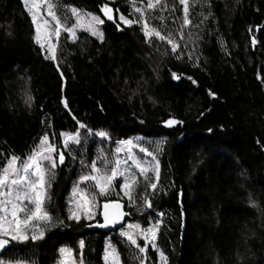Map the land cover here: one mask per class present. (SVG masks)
I'll list each match as a JSON object with an SVG mask.
<instances>
[{"label": "trees", "instance_id": "1", "mask_svg": "<svg viewBox=\"0 0 264 264\" xmlns=\"http://www.w3.org/2000/svg\"><path fill=\"white\" fill-rule=\"evenodd\" d=\"M60 2L99 16L105 2L117 16L131 12L129 0ZM163 2L169 9L175 3V12L158 11L149 16L150 24L173 34L181 45L177 54L166 41L153 37L146 42L139 25H122L120 31L106 22L103 43L88 33L78 34L73 43L62 33V79L56 62L44 59L34 42L35 27L23 0H0V154L25 157L46 132L63 150L60 133L74 132L76 120L110 133L108 140L92 137L83 147L71 145V154L65 152V164L49 190V207H58L53 215L64 225L49 230L43 240L11 242L0 258L4 263L54 264L65 246L74 250L79 264L83 239L84 264H105L107 241L118 249L121 264H139L141 254L119 231L88 230L101 223L100 215L76 223L66 219L64 205L88 171L81 158L90 163L101 148L114 154L119 142L132 140L160 161L157 189L146 188L141 177L135 192L138 205L147 192L153 208L130 207L116 184L108 197L98 198L100 211L106 200L119 199L132 222L143 227L163 212L156 245L167 264H264V0H211L212 15L203 23L207 0H189L192 25L182 29L183 40V6L178 0ZM172 72L181 78L173 79ZM170 117L184 124L165 127ZM164 138L160 152L157 144ZM149 176L155 180L154 173ZM81 187L94 190L90 182ZM159 251L149 245L145 264H162Z\"/></svg>", "mask_w": 264, "mask_h": 264}, {"label": "snow or ice", "instance_id": "2", "mask_svg": "<svg viewBox=\"0 0 264 264\" xmlns=\"http://www.w3.org/2000/svg\"><path fill=\"white\" fill-rule=\"evenodd\" d=\"M112 2L115 3V0ZM178 3L183 6L180 31V39L183 40L182 29L192 25L190 3L189 0H178ZM23 4L35 27L34 42L39 45L41 50H46L44 59L56 62L57 71L60 72L62 79L64 73L60 71L58 62V54H62L59 52L62 33H67L68 39L73 43L78 40V32L88 33L101 43L104 42L105 34L101 26L105 25L106 21L99 15L82 11L71 5L61 4L60 0H23ZM129 6L131 8L129 16L132 18L121 13L118 22L113 15V8L109 6L108 2L103 3L99 11L103 13L108 22L115 25L117 30L122 31V25L129 28L133 25H139L146 42L151 43L152 38L155 37L160 41H166L171 46L173 54L178 53L181 45L175 40L173 34L171 32L167 35L162 34L157 27L151 26L149 20V16H153L158 11L170 10L175 12V3L169 9V5L166 2L162 3V0H140L139 4L137 0H129ZM207 6L208 15L201 12V16H203L201 23L212 15L211 0H207ZM61 8H63V15L59 14ZM116 12H120V9L117 8ZM160 19L162 20L163 17L161 16ZM199 26V24L196 25V27ZM256 44L257 40L253 38L252 45L255 46ZM164 54L167 55V52ZM176 58L181 59V55H177ZM188 58L192 59L191 54ZM171 75L175 80L181 78L176 72H172ZM187 78L193 84L197 83L191 76ZM209 95L215 97L216 94L209 91ZM32 99V96L29 95L26 103L30 105ZM62 103L65 109L69 108L67 100L62 101ZM73 119L76 120V117L73 116ZM76 123L78 127L74 132L60 133L63 150L50 141L49 134L46 132L39 138L38 145L31 149L25 157L15 154H0V251L6 250L13 241L25 242L30 239L35 242L43 240L49 229L64 225V220L54 216L53 210L49 208L51 201L49 190L56 179V170L65 164V152L71 154V145L83 147L92 137L99 138L101 142L110 139V133L107 131H93L91 127L79 120H76ZM163 123L165 127L173 128L177 125L182 126L184 121L170 117ZM81 130L84 132L82 133ZM211 131L209 129V132ZM166 143L167 138H164L157 144V149L163 152V145ZM133 147L132 140L122 141L119 142L114 154H109L101 148L96 158L90 163L83 158L80 159V164L88 171L82 174L73 186L67 220L79 223L81 219L92 220L97 214H101L98 198L108 197L115 191L116 184H119L120 193H122L120 199L127 198L130 207H135L138 211L141 208H153L147 192L140 198L142 203L139 205L135 198V192L141 177L146 183V188L153 191L157 189L160 178V161L154 152L140 147V153L151 157V161L145 162L134 154ZM121 153H125L126 158L121 159ZM112 155L115 158H112ZM72 158L75 160L77 157L73 156ZM150 172L154 173L155 180L149 176ZM121 180L122 183H120ZM89 182L94 190L81 187L82 184ZM249 200L253 207L257 206L251 195ZM126 215L128 213L123 211L119 199L116 201L106 200L102 205L103 223H98L96 226L108 228L121 225L119 236L126 238L128 244L138 250L141 255H138L136 259L139 260V264H145L149 245L159 251L156 240L163 223L164 213H158L160 218L155 223L149 222L147 227H143L140 223H128L125 227L122 221ZM139 240L144 241L143 246L138 243ZM78 244L80 250L79 264H84L85 241L81 239ZM58 252L60 259L57 264H77L74 258V250L71 247H60ZM159 256L162 264H167L168 258L163 251H159ZM103 259L105 264H121L119 251L110 242L106 243Z\"/></svg>", "mask_w": 264, "mask_h": 264}, {"label": "rangeland", "instance_id": "3", "mask_svg": "<svg viewBox=\"0 0 264 264\" xmlns=\"http://www.w3.org/2000/svg\"><path fill=\"white\" fill-rule=\"evenodd\" d=\"M112 1V0H111ZM137 3L139 4L140 3V0H137ZM82 11H84V10H82ZM85 12H88V11H85ZM69 15H70V13H69ZM113 15H114V17L118 20V17L119 16H117V14L115 13V11L113 10ZM102 19H104V16H103V13H102V16H100ZM70 23L72 22L71 20L69 21ZM102 27V29H103V26H101ZM80 33H82V32H78L77 33V35L78 34H80ZM95 38V37H94ZM44 51V53L46 54V50H43ZM134 145V144H133ZM118 146H119V144H118ZM139 148L140 147H137V146H135L134 145V147H133V152H134V154L135 155H137L138 157H140V158H142L145 162H148L149 161V159H147V158H149V156H147V155H145V154H143V153H140L139 152ZM113 158H114V156H113ZM120 158L121 159H124V158H126V155H125V153L122 155V156H120ZM120 183H122V180L120 181ZM55 195L57 196V193L55 192ZM59 195V194H58ZM71 197H72V192H71V194L69 195V196H66L65 197V199H64V205H65V212L67 213V215H68V207L70 206V201H71ZM55 200H56V198H55ZM99 203V202H98ZM123 203V202H122ZM50 208V207H49ZM51 209L53 210V214L55 213V212H57V209H58V207H51ZM102 212V210L100 211V213ZM98 215H100V217H101V214H98ZM132 217H130L129 218V220H128V222L124 225L125 227L127 226V224L128 223H133L132 222V219H131ZM95 219V218H94ZM94 219H92V220H88V219H86L87 221H93ZM102 222V221H101ZM97 224V223H96ZM134 224V223H133ZM144 227H147V226H144ZM51 229H53V228H51ZM51 229H49V230H51ZM121 229V228H120ZM120 229H118L117 230V232L118 231H120ZM48 230V231H49ZM48 231H47V233H48ZM119 233V232H118ZM13 242H15V241H13ZM15 243H17V242H15ZM19 243V242H18ZM106 243H109V241H107ZM112 244V243H111ZM113 245V244H112ZM106 246V245H105ZM114 246V245H113ZM61 247H65V246H61ZM59 255V252H57V256ZM104 256V255H103ZM74 257H75V253H74ZM60 259V257L58 258H56L55 259V263L54 264H57V262H58V260ZM75 260H76V257H75ZM24 262H22L21 264H23ZM105 263V262H104ZM0 264H6V263H4V261L2 260V259H0ZM25 264V263H24ZM78 264V263H77Z\"/></svg>", "mask_w": 264, "mask_h": 264}, {"label": "water", "instance_id": "4", "mask_svg": "<svg viewBox=\"0 0 264 264\" xmlns=\"http://www.w3.org/2000/svg\"><path fill=\"white\" fill-rule=\"evenodd\" d=\"M104 19H105V21L107 22V23H110V24H113L112 22H108L107 20H106V17H104ZM121 204H122V208H123V211L124 212H126V205L124 204V203H122V202H120ZM127 213V212H126ZM129 216L128 215H126L125 216V218H124V221H122V224L123 225H125L127 222H128V220H129ZM101 223H103V216H102V212H101ZM121 228V225H116L115 227H108V228H100V227H97L96 225L95 226H92L90 229L91 230H95V231H101V232H105V233H107V232H113V231H116V230H118V229H120ZM11 247V243L8 245V247L6 248V250H3V251H0V258L2 257V255H4L7 251H8V249Z\"/></svg>", "mask_w": 264, "mask_h": 264}, {"label": "bare ground", "instance_id": "5", "mask_svg": "<svg viewBox=\"0 0 264 264\" xmlns=\"http://www.w3.org/2000/svg\"><path fill=\"white\" fill-rule=\"evenodd\" d=\"M126 212H127V211H126ZM127 213H128V212H127ZM128 216L131 217V215H130L129 213H128ZM95 225H97V224H95ZM95 225H92V226H95ZM92 226H91V227H92ZM91 227L88 228L89 231H93V230L90 229ZM94 231H95V230H94ZM97 231H98V230H97ZM116 231H117V230H116ZM116 231H113V232H107L106 234L114 233V232H116Z\"/></svg>", "mask_w": 264, "mask_h": 264}]
</instances>
